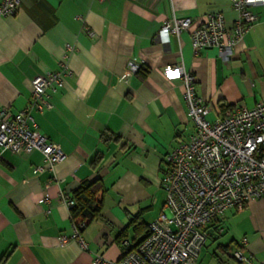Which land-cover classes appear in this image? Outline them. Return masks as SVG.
<instances>
[{
  "label": "crops",
  "instance_id": "crops-1",
  "mask_svg": "<svg viewBox=\"0 0 264 264\" xmlns=\"http://www.w3.org/2000/svg\"><path fill=\"white\" fill-rule=\"evenodd\" d=\"M251 10L258 20L228 62L214 47L195 55L190 30L166 44L157 33L172 17H190L194 26L214 11L232 26L229 0H20L14 16H0V108L23 109L35 76L62 65L69 71L51 93L52 108L30 112L64 159L34 173L40 151L0 153V264H112L124 242L147 234L164 203L165 155L194 130L181 80L165 79L162 69L182 64L194 75L210 119L252 107L264 99V4ZM94 180L104 188L100 214L80 229L82 242L61 245L59 236L73 233L62 196ZM208 226L213 233L195 264H264V196ZM236 249L249 262H239Z\"/></svg>",
  "mask_w": 264,
  "mask_h": 264
},
{
  "label": "built area",
  "instance_id": "built-area-1",
  "mask_svg": "<svg viewBox=\"0 0 264 264\" xmlns=\"http://www.w3.org/2000/svg\"><path fill=\"white\" fill-rule=\"evenodd\" d=\"M19 4L20 0H0V16H14ZM255 4H264V0H229L230 8L237 13L232 26L226 24L221 11L208 13L194 26L190 17H172L165 20L157 37L166 44L171 35L190 30L195 55L203 48L214 47L219 57L228 62L236 43L258 20L251 10ZM89 34L93 35L91 31ZM137 67L134 62L129 63L132 71ZM68 73L62 65L59 70L35 76L31 80L29 103L23 109L12 112L0 108V153L40 151L43 162L33 168L34 173L52 172L56 163L64 159L60 146L37 130L30 112L32 108H52L51 93L63 86ZM162 73L169 81L181 80L186 114L194 130L185 137H177L175 147L165 155L162 210L148 223V232L142 239L123 243L120 258L112 264H195L211 222L228 209L241 210L249 201L264 196V99L252 107L238 106L210 119L212 106L196 94L195 78L190 71L182 64H169ZM45 198H49L48 193ZM61 199L69 209L74 205L71 196ZM84 225L85 222L73 223V233L61 234L60 244L70 238L82 242L80 229ZM245 243L246 238H242L239 244ZM233 255L239 262L250 260L240 249Z\"/></svg>",
  "mask_w": 264,
  "mask_h": 264
},
{
  "label": "trees",
  "instance_id": "trees-1",
  "mask_svg": "<svg viewBox=\"0 0 264 264\" xmlns=\"http://www.w3.org/2000/svg\"><path fill=\"white\" fill-rule=\"evenodd\" d=\"M142 68L140 66V69ZM103 196L104 188L98 180L83 182L71 196L74 200V205L70 208L73 223H86L88 220L100 214Z\"/></svg>",
  "mask_w": 264,
  "mask_h": 264
},
{
  "label": "water",
  "instance_id": "water-1",
  "mask_svg": "<svg viewBox=\"0 0 264 264\" xmlns=\"http://www.w3.org/2000/svg\"><path fill=\"white\" fill-rule=\"evenodd\" d=\"M209 233H213V231L211 229L208 230Z\"/></svg>",
  "mask_w": 264,
  "mask_h": 264
},
{
  "label": "rangeland",
  "instance_id": "rangeland-1",
  "mask_svg": "<svg viewBox=\"0 0 264 264\" xmlns=\"http://www.w3.org/2000/svg\"><path fill=\"white\" fill-rule=\"evenodd\" d=\"M233 263V262H232ZM235 264V263H234Z\"/></svg>",
  "mask_w": 264,
  "mask_h": 264
}]
</instances>
